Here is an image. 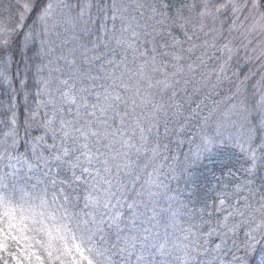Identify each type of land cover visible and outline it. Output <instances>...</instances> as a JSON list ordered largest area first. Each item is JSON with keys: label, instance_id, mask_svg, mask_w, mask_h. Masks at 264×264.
<instances>
[{"label": "snow or ice", "instance_id": "snow-or-ice-1", "mask_svg": "<svg viewBox=\"0 0 264 264\" xmlns=\"http://www.w3.org/2000/svg\"><path fill=\"white\" fill-rule=\"evenodd\" d=\"M0 264H264V0H0Z\"/></svg>", "mask_w": 264, "mask_h": 264}]
</instances>
